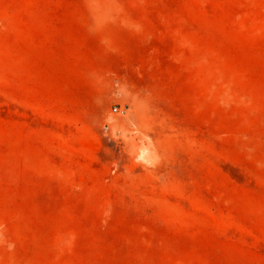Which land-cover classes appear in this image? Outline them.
Here are the masks:
<instances>
[{"label":"rangeland","instance_id":"1","mask_svg":"<svg viewBox=\"0 0 264 264\" xmlns=\"http://www.w3.org/2000/svg\"><path fill=\"white\" fill-rule=\"evenodd\" d=\"M0 264H264V0H0Z\"/></svg>","mask_w":264,"mask_h":264},{"label":"built area","instance_id":"2","mask_svg":"<svg viewBox=\"0 0 264 264\" xmlns=\"http://www.w3.org/2000/svg\"><path fill=\"white\" fill-rule=\"evenodd\" d=\"M114 110H115L116 112L118 111V109H117V108H115Z\"/></svg>","mask_w":264,"mask_h":264}]
</instances>
